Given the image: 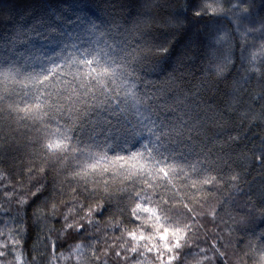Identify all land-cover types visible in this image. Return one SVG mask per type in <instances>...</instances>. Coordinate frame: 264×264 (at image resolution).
Wrapping results in <instances>:
<instances>
[{
    "label": "snow or ice",
    "instance_id": "6c2138e0",
    "mask_svg": "<svg viewBox=\"0 0 264 264\" xmlns=\"http://www.w3.org/2000/svg\"><path fill=\"white\" fill-rule=\"evenodd\" d=\"M191 20L207 22L196 87L225 83L218 105L172 63L188 33L151 37V17L63 30L57 16L0 37V264H227L233 234L232 264H264V178L245 172L264 173V138L243 130L264 127V5L182 0L168 26ZM105 213L111 240L95 235ZM52 223L90 242L57 254ZM33 224L44 255L25 249Z\"/></svg>",
    "mask_w": 264,
    "mask_h": 264
},
{
    "label": "trees",
    "instance_id": "16d2710c",
    "mask_svg": "<svg viewBox=\"0 0 264 264\" xmlns=\"http://www.w3.org/2000/svg\"><path fill=\"white\" fill-rule=\"evenodd\" d=\"M182 0H2L0 2V37L5 33L11 32L15 26L24 24L31 26L33 24L39 23L41 19L50 23H57L56 17H60L59 26L63 30H68L69 26L75 27V21L80 18H87L90 20L98 19L104 21L105 23L116 22L121 26L122 30L131 29L139 20L145 17H151L152 23L149 28L151 37H155L161 40L172 39L178 40L182 37L185 32L188 33L187 39L179 44L176 51L177 55L172 57V63L177 65V61L184 58L185 64L180 71L185 77L184 87L191 88L193 90L192 94L201 92L199 97L203 105L209 103L213 105H218L223 100V91L226 87L225 83L220 84V90L213 84H209L208 91H202L196 86L201 83V80L206 77L207 73L201 71V61L199 60L200 52V39L206 32L205 25L206 21L197 22L191 20L185 28L180 30H174L168 26V18L170 15L174 14ZM257 5V10L264 5V0H255ZM9 16L11 19H9ZM43 30V29H42ZM177 67H180L177 65ZM230 86V81L226 82ZM255 83V82H253ZM4 127L3 119L0 118V128ZM248 132L250 139L254 144L259 146V141L257 137L264 138V127L253 128L251 131L245 126L243 129ZM216 131V129H213ZM234 135L236 133H233ZM223 139V137H220ZM19 144L23 145L25 140L23 138L18 139ZM252 145L250 144L249 147ZM4 157L0 156V160ZM0 167H3L0 164ZM9 167H11V157H9ZM245 172H250L248 175L249 181H255V186L257 188L261 187L260 180L264 178V173H261L258 169H245ZM51 176L47 179L50 182ZM247 189V185L244 186ZM227 194V193H225ZM113 211H115L116 200H112ZM31 215V213H29ZM6 219V218H5ZM110 216L105 213L102 218H100V227L95 230V235L103 240L105 236L109 240L112 239V235L108 232L110 224ZM123 217L117 216L113 223H118ZM3 225H0L2 228ZM49 227L53 228L52 239H57L58 251L67 253L69 247L75 243H89L84 237H79L77 234L66 235L60 232L62 227L61 223H52ZM220 229H224V224L220 223L218 226ZM207 228L210 233L215 234L217 228L212 224H208ZM92 230H90L91 232ZM45 232L46 229L43 225L37 228L34 224L29 230L28 234L24 237V246L26 251L31 250L34 246L41 250V255L45 254ZM119 235V232L116 233ZM87 236V234H86ZM205 239L211 240V236H201L202 246H207L203 243ZM63 245V247H60ZM98 247L103 250V244L98 245ZM239 245L237 237L233 234L232 245L228 249L229 259L227 264H232L233 258L232 253H239ZM71 264V262H69ZM217 264H224V258H221Z\"/></svg>",
    "mask_w": 264,
    "mask_h": 264
}]
</instances>
